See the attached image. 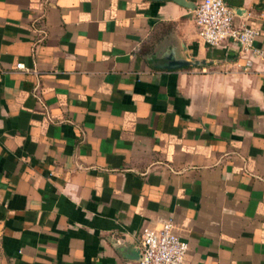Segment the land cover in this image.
<instances>
[{"label": "crops", "instance_id": "crops-1", "mask_svg": "<svg viewBox=\"0 0 264 264\" xmlns=\"http://www.w3.org/2000/svg\"><path fill=\"white\" fill-rule=\"evenodd\" d=\"M184 1L0 0V264H139L164 218L187 264H264V56Z\"/></svg>", "mask_w": 264, "mask_h": 264}, {"label": "built area", "instance_id": "built-area-1", "mask_svg": "<svg viewBox=\"0 0 264 264\" xmlns=\"http://www.w3.org/2000/svg\"><path fill=\"white\" fill-rule=\"evenodd\" d=\"M200 39L208 46L216 47L224 40L240 46L243 52L252 51L258 56L264 53L255 47L257 30L247 24H235L236 12L227 0H203L193 9ZM17 69L27 71L23 63ZM142 260L139 264H187L188 244L175 232V225L170 218L157 222L153 228H146L140 239Z\"/></svg>", "mask_w": 264, "mask_h": 264}, {"label": "water", "instance_id": "water-1", "mask_svg": "<svg viewBox=\"0 0 264 264\" xmlns=\"http://www.w3.org/2000/svg\"><path fill=\"white\" fill-rule=\"evenodd\" d=\"M178 2L182 5L189 6L188 2H185L184 0H178ZM202 64L201 61H198L197 59L193 60H187V61H181L180 63H173L172 65H167L169 68H179V67H186L187 65H200ZM119 245L122 243L120 241L117 242ZM129 249H126L125 247V252L127 253V256L130 257L131 259H137L138 261L142 260V252L141 248L135 247L133 248L130 252L128 251Z\"/></svg>", "mask_w": 264, "mask_h": 264}]
</instances>
